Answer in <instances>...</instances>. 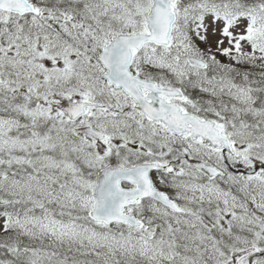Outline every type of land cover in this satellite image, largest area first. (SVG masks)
Masks as SVG:
<instances>
[{"label":"snow or ice","instance_id":"6c2138e0","mask_svg":"<svg viewBox=\"0 0 264 264\" xmlns=\"http://www.w3.org/2000/svg\"><path fill=\"white\" fill-rule=\"evenodd\" d=\"M0 264H264V0H0Z\"/></svg>","mask_w":264,"mask_h":264}]
</instances>
